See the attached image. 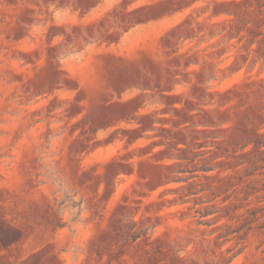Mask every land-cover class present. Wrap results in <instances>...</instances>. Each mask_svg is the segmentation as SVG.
<instances>
[{"label": "rangeland", "instance_id": "obj_1", "mask_svg": "<svg viewBox=\"0 0 264 264\" xmlns=\"http://www.w3.org/2000/svg\"><path fill=\"white\" fill-rule=\"evenodd\" d=\"M0 264H264V0H0Z\"/></svg>", "mask_w": 264, "mask_h": 264}]
</instances>
